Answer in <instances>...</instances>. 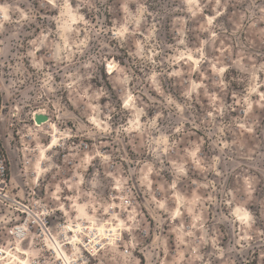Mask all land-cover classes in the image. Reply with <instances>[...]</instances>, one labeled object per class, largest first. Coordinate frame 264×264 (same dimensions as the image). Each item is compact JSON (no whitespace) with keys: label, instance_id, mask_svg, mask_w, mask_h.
Masks as SVG:
<instances>
[{"label":"rangeland","instance_id":"obj_1","mask_svg":"<svg viewBox=\"0 0 264 264\" xmlns=\"http://www.w3.org/2000/svg\"><path fill=\"white\" fill-rule=\"evenodd\" d=\"M57 3L0 0L6 263L264 264V0Z\"/></svg>","mask_w":264,"mask_h":264},{"label":"bare ground","instance_id":"obj_2","mask_svg":"<svg viewBox=\"0 0 264 264\" xmlns=\"http://www.w3.org/2000/svg\"><path fill=\"white\" fill-rule=\"evenodd\" d=\"M38 113H40V114H45V115H47V113L45 112V111H43V110H38V111H36V112H34V115L35 114H38ZM50 123V120L47 122V123H44V124H42V125H37V124H35V126L37 127V128H41L42 126H46V125H48ZM52 126V125H51ZM54 127V126H53ZM57 131V128L56 127H54V129H53V131H52V140H51V143H50V145L49 146H47V150H52L53 148H54V146H55V141H56V139H57V135H54V132H56ZM43 151V150H42ZM46 151V150H45ZM47 152V151H46ZM45 157V156H44ZM43 159V158H42ZM43 167V166H42ZM87 219L88 220H90V221H93V218L92 217H87ZM81 230V226L79 225V226H74V229H70V233L71 232H74V233H77V232H79ZM99 231H100V233L101 234H104L103 233V227L101 226L100 228H99ZM119 231H120V229H118V228H116V227H114V226H112V227H110V229H108L107 230V232H110V237H112V236H118L120 233H119ZM25 232V225H21V226H19V227H17L16 229H15V234H22V233H24ZM105 235V234H104ZM110 241H112V239H109ZM71 241H72V243L73 242H78L79 241V236L77 235V234H74L73 235V237H72V239H71ZM4 251H0V264H8V262L6 263V259L9 257V256H11L10 254H7V256L5 257L4 256V254H6V253H4ZM12 254V253H11ZM12 257V256H11ZM15 260L17 259L18 260V257H15L14 258ZM8 260H10V259H8ZM21 262V261H20ZM23 264H24V262H22Z\"/></svg>","mask_w":264,"mask_h":264},{"label":"clouds","instance_id":"obj_3","mask_svg":"<svg viewBox=\"0 0 264 264\" xmlns=\"http://www.w3.org/2000/svg\"><path fill=\"white\" fill-rule=\"evenodd\" d=\"M46 2H47L48 4H52L54 7H59V6H60V5L57 3V0H46ZM216 2H217V4L219 5L220 0H216ZM41 3H42V5H43L44 0H41ZM4 18H5V19H8L7 16H5ZM254 24H255V21H254ZM2 30H3V24L0 23V31H2ZM127 32H128V29H127V27H125L122 31L117 32V35H118V36H124L125 34H127ZM0 45H5V40H0ZM85 46H86V42H85ZM5 47H7V45H5ZM3 54H4V48H0V55H3ZM155 54H156V53L154 52L153 55H155ZM148 59H151V57H148ZM12 86H13V85H10L9 87H12ZM192 90L195 91V88H193ZM53 91H54V90H53ZM126 107H127V105H126ZM160 116L162 117V116H163V113H161ZM159 118H160V117H158V119H159ZM0 119H2V117H0ZM152 127H153V128L156 127L155 122H153ZM100 130H101V131H105V132H110V131H111L110 128H101ZM134 130L139 131V128H128V129H123V128H122V129H121L122 132H123V131L132 132V131H134ZM175 131L179 132V131H181V129H180V128H176ZM49 135H51V132H50V131H49ZM161 143H163V141H161ZM161 151H165V149L162 148ZM97 155H100V154L97 153ZM102 159H103L104 161H111V160H112V156H111V155L102 156ZM180 172H181V173H184L185 170L181 167ZM81 182H82V181H81Z\"/></svg>","mask_w":264,"mask_h":264},{"label":"built area","instance_id":"obj_4","mask_svg":"<svg viewBox=\"0 0 264 264\" xmlns=\"http://www.w3.org/2000/svg\"><path fill=\"white\" fill-rule=\"evenodd\" d=\"M33 121H34V117H33ZM4 174H5L4 159H3V155L0 153V176H4ZM123 204L125 206H130L131 200L129 199L123 200ZM128 253H129L128 250H125V254H128Z\"/></svg>","mask_w":264,"mask_h":264},{"label":"water","instance_id":"obj_5","mask_svg":"<svg viewBox=\"0 0 264 264\" xmlns=\"http://www.w3.org/2000/svg\"><path fill=\"white\" fill-rule=\"evenodd\" d=\"M49 120L50 118L48 115L40 114V113L34 115V122L37 125H42L44 123H47Z\"/></svg>","mask_w":264,"mask_h":264}]
</instances>
